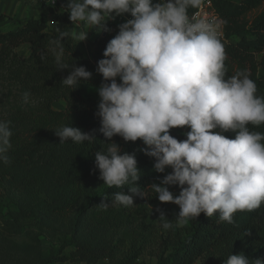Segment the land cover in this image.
Wrapping results in <instances>:
<instances>
[{
  "label": "clouds",
  "instance_id": "9594fccd",
  "mask_svg": "<svg viewBox=\"0 0 264 264\" xmlns=\"http://www.w3.org/2000/svg\"><path fill=\"white\" fill-rule=\"evenodd\" d=\"M56 3V0H53ZM204 0H67L62 5L77 28L86 25L95 32H111L108 21L129 15L106 44L96 73L102 76L95 88L99 102L95 115L98 131L109 141L106 150L96 151L95 167L108 188L128 186V194L117 191L109 202L98 204L131 207L145 193L136 182L141 170L135 153L113 141H142L140 149L154 158L153 170L164 173L151 183L160 202L179 206L176 227L216 214L219 221L234 224L238 211L252 212L264 204V133L249 125L264 124V96L247 69L228 75L221 40V23L207 16L189 15ZM52 42L57 70H68L61 79L75 90L93 73L84 65L67 63L62 41L71 36L87 39L89 31L69 33L56 29ZM24 101H28L25 93ZM10 121H0V161L7 163L12 148ZM183 140L170 130L185 128ZM96 130L84 132L75 126L54 131L63 143L92 142ZM226 132H234L228 138ZM171 169L170 172L167 169ZM179 187V194L169 190ZM165 230L172 229L164 209L156 207ZM245 235H251L247 230ZM223 264H264L242 252L231 254Z\"/></svg>",
  "mask_w": 264,
  "mask_h": 264
},
{
  "label": "trees",
  "instance_id": "16d2710c",
  "mask_svg": "<svg viewBox=\"0 0 264 264\" xmlns=\"http://www.w3.org/2000/svg\"><path fill=\"white\" fill-rule=\"evenodd\" d=\"M212 3L223 22L221 40L228 75L249 70L250 78L257 85L256 95L264 96V0H212ZM258 8L260 11L248 20L247 13ZM193 10L189 9V13ZM52 14L51 24L43 17L31 16L15 28L0 30V73L10 89L0 97V121H10L12 131L9 160L0 161V186L7 191L10 200L4 217L6 235L20 234L28 220L46 223L54 229L52 221L70 217V227L49 256L2 264H62L66 261L95 264L116 253L124 238L92 243L83 235L80 225L86 222L95 227L116 229L130 237L132 225L142 217L140 213L147 205L163 203L155 196L151 183L158 182L156 178L164 173L153 170L154 158L140 151L145 147L142 141L125 142L115 136L113 141L124 151L136 155L141 170L136 183L145 197L134 198L131 207L110 206L106 211L99 208L102 201L110 203L114 192L128 194V186L110 189L99 178L95 153L106 150L109 141L98 131L97 108L82 96V86L98 87L101 83L102 76L95 69L111 35L105 31L95 39L91 58L71 36L62 41L65 62L84 65L93 73L90 81H81L79 87L72 90L62 84L61 79L68 75V70H57L51 49L58 36L57 28L69 33L74 32V28L66 11H52ZM7 18L0 12V24ZM22 45L28 47L25 56L16 50ZM60 99L65 101V108H53V102ZM63 126H75L84 132L95 129L96 137L90 143L76 144L71 139L60 143L54 131ZM249 128L264 133V124L259 127L250 124ZM188 130L187 127L173 128L170 133L183 140ZM224 135L235 138L234 132ZM13 190L16 197L10 195ZM169 190L179 194L180 189L169 186ZM234 221L229 224L219 221L218 214L207 217L201 213L184 226H175L167 238L169 251L155 264H193L199 258H204L208 264H223L229 255L239 252L250 260L264 258V204L252 212H236ZM247 230L251 235H245ZM65 247H69L66 252Z\"/></svg>",
  "mask_w": 264,
  "mask_h": 264
},
{
  "label": "rangeland",
  "instance_id": "374dc122",
  "mask_svg": "<svg viewBox=\"0 0 264 264\" xmlns=\"http://www.w3.org/2000/svg\"><path fill=\"white\" fill-rule=\"evenodd\" d=\"M66 3L67 0H58L55 4L48 0H0V12L8 16L0 24V30L15 28L19 22L31 16L43 17L51 24L53 19L52 11H66L62 7ZM259 11L260 8L248 12L246 18L250 20ZM73 28L74 32H79L80 30L89 31L86 40L76 41L80 44L84 54L88 58H91L95 39L105 31L97 33L95 32L96 29H88L83 24L80 28L73 25ZM107 33L112 34L111 32ZM16 50L21 56H25L28 53L27 45H22ZM8 86L4 75L0 73V97L5 96L6 92L10 90ZM82 88L83 98L88 99L93 103L94 108H97L99 97L95 90L96 87L82 86ZM52 107L62 110L65 108V101L62 99L55 101ZM15 192L14 190L10 191V195L16 197L17 194ZM8 195L4 187L0 186V264L28 259L32 260L37 256H49L55 251L56 246L61 244L63 233H68L70 217H66L61 221H52L51 225L54 229L46 223L28 220L20 234L8 236L4 230V217L10 202ZM156 207L164 209L174 228L176 226V214L180 209L178 205L170 202L157 203L155 205L148 204L144 211L140 213L142 217L132 225L130 237L123 236V233L116 229L95 227L93 224L86 222L80 225L81 232L92 243L102 242L103 240L115 242L122 237L124 238L121 248L116 253L99 260L95 264H155L159 259L163 258L169 251L168 246L170 241L167 238L171 236L172 229H163L161 221L158 219L159 213L155 211ZM63 250L66 252L69 250V247H65ZM62 264L74 263L66 261ZM193 264L208 263L204 258H199Z\"/></svg>",
  "mask_w": 264,
  "mask_h": 264
},
{
  "label": "built area",
  "instance_id": "2783aa9c",
  "mask_svg": "<svg viewBox=\"0 0 264 264\" xmlns=\"http://www.w3.org/2000/svg\"><path fill=\"white\" fill-rule=\"evenodd\" d=\"M50 2L53 3V0H48ZM58 1V0H56ZM189 15H197V16H207L209 17L210 19L212 18H215L217 19L218 21L222 22L221 18L219 17V15L217 14V12L215 11L214 7H213V3H212V0H204V4H203V7L200 8V9H194L192 12L189 13ZM131 17L129 15H123V16H120V17H117V19L115 21H108V26L112 29L111 31V36H115L117 31H118V28H117V25L119 23H122L124 21H126L127 19H130ZM222 35H221V38H223V33H224V30H223V22L221 23V29H220ZM111 37V38H112Z\"/></svg>",
  "mask_w": 264,
  "mask_h": 264
}]
</instances>
